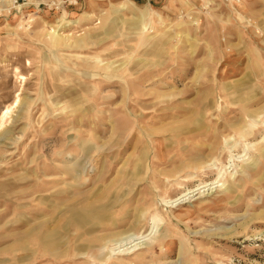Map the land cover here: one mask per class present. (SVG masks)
<instances>
[{"label": "rangeland", "instance_id": "obj_1", "mask_svg": "<svg viewBox=\"0 0 264 264\" xmlns=\"http://www.w3.org/2000/svg\"><path fill=\"white\" fill-rule=\"evenodd\" d=\"M0 264H264V0H0Z\"/></svg>", "mask_w": 264, "mask_h": 264}, {"label": "built area", "instance_id": "obj_2", "mask_svg": "<svg viewBox=\"0 0 264 264\" xmlns=\"http://www.w3.org/2000/svg\"><path fill=\"white\" fill-rule=\"evenodd\" d=\"M233 1H235V2H239L240 0H233Z\"/></svg>", "mask_w": 264, "mask_h": 264}]
</instances>
